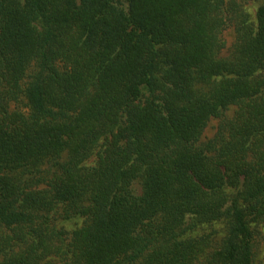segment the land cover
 Instances as JSON below:
<instances>
[{
	"label": "trees",
	"instance_id": "16d2710c",
	"mask_svg": "<svg viewBox=\"0 0 264 264\" xmlns=\"http://www.w3.org/2000/svg\"><path fill=\"white\" fill-rule=\"evenodd\" d=\"M263 223L264 0H0V264H254Z\"/></svg>",
	"mask_w": 264,
	"mask_h": 264
},
{
	"label": "rangeland",
	"instance_id": "374dc122",
	"mask_svg": "<svg viewBox=\"0 0 264 264\" xmlns=\"http://www.w3.org/2000/svg\"><path fill=\"white\" fill-rule=\"evenodd\" d=\"M259 3L257 1H250L243 3L242 7L246 8L252 15L255 13ZM222 40L224 42V48L221 51L222 57L229 56L233 44L235 42L236 33L234 26L231 24L226 27V29L221 34ZM233 114V109L228 111L227 115L231 116ZM219 120L210 121L207 126L204 134L202 136V140H208L213 137L218 127ZM132 189L136 194L141 193V186L138 181H135L132 185ZM254 264H264V223L258 226V234L255 241L254 248Z\"/></svg>",
	"mask_w": 264,
	"mask_h": 264
}]
</instances>
